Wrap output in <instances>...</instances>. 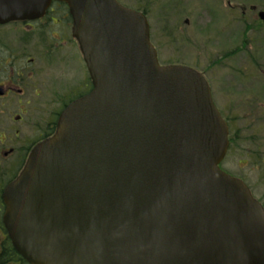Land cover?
<instances>
[{"label":"water","instance_id":"95a60500","mask_svg":"<svg viewBox=\"0 0 264 264\" xmlns=\"http://www.w3.org/2000/svg\"><path fill=\"white\" fill-rule=\"evenodd\" d=\"M72 16L92 90L3 192L28 264H264V211L219 164L227 124L190 67L160 66L142 13L116 0H0V21ZM264 22V12L259 14Z\"/></svg>","mask_w":264,"mask_h":264},{"label":"flooded vegetation","instance_id":"af4514ba","mask_svg":"<svg viewBox=\"0 0 264 264\" xmlns=\"http://www.w3.org/2000/svg\"><path fill=\"white\" fill-rule=\"evenodd\" d=\"M126 6L145 16L153 45L167 40L182 46L196 34L240 36L238 46L213 61L204 57L210 77L198 47L193 65L169 63L190 66L205 77L228 125L226 156L234 157L235 177L264 211V22L259 18L264 0H135ZM72 27L66 5L54 1L37 19L0 21V252L7 237L4 190L17 179L31 150L53 137L64 109L92 90ZM241 54L243 65L234 68L231 63ZM216 66L225 77H212Z\"/></svg>","mask_w":264,"mask_h":264},{"label":"rangeland","instance_id":"374dc122","mask_svg":"<svg viewBox=\"0 0 264 264\" xmlns=\"http://www.w3.org/2000/svg\"><path fill=\"white\" fill-rule=\"evenodd\" d=\"M120 2L124 3L125 5L128 3H135V0H119ZM191 30V29H190ZM193 34V33H192ZM198 38L194 37L191 38L189 36V39H186L180 46V44L177 42L174 45L171 44L169 45V41L163 40V41H158L155 43L156 49L158 52V57L160 62L167 63V62H173L175 63L176 61L184 62V63H190L193 65L194 60H195V55L194 53L196 52L195 50L197 47L202 50L201 51V59L205 61L204 57H209L210 60L213 61L218 55L222 54V52H225L227 50H230L231 48L238 46L240 44V36L237 35H230V36H219L218 38L215 39H207L204 37V34H196ZM251 38V36H247V40ZM256 49L253 47L252 49H247V54L248 56L254 54ZM259 52V51H258ZM264 52L261 51L260 55L263 54ZM259 54V53H258ZM242 55V54H241ZM254 56V55H253ZM258 57V55L256 56ZM245 59V57L242 55H237L234 58V63H231V65L234 68H239L241 67L242 61ZM227 64L229 62H226ZM223 64V63H222ZM213 67V64L210 66ZM202 68L203 70L207 71V77H210V73L208 70L207 62L202 63ZM214 71H218L214 73ZM224 70L222 68L219 69L218 66L212 68L211 75L213 78L216 77H225L226 75L223 74ZM221 72V73H220ZM224 169L228 170L230 173L235 175L237 173V166H235V160L233 155L231 153L229 154L228 158L224 161V163L221 165Z\"/></svg>","mask_w":264,"mask_h":264},{"label":"trees","instance_id":"16d2710c","mask_svg":"<svg viewBox=\"0 0 264 264\" xmlns=\"http://www.w3.org/2000/svg\"><path fill=\"white\" fill-rule=\"evenodd\" d=\"M5 241L6 243H2V249L0 252V264H18L19 262V264H27L16 254L11 244H9L8 237L5 238Z\"/></svg>","mask_w":264,"mask_h":264}]
</instances>
